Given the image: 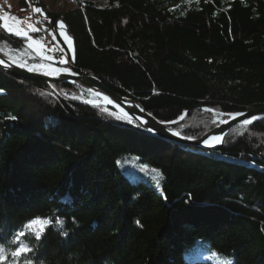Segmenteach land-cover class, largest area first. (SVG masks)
Returning <instances> with one entry per match:
<instances>
[{"label": "trees", "instance_id": "trees-1", "mask_svg": "<svg viewBox=\"0 0 264 264\" xmlns=\"http://www.w3.org/2000/svg\"><path fill=\"white\" fill-rule=\"evenodd\" d=\"M38 5L71 68L160 121L192 109L172 127L185 136L223 119L198 106L264 107V0H75L62 14ZM25 40L0 18L3 53ZM97 100L0 68V264H264V118L202 149ZM36 217L52 224L17 241ZM21 243L31 251L13 256Z\"/></svg>", "mask_w": 264, "mask_h": 264}, {"label": "water", "instance_id": "water-1", "mask_svg": "<svg viewBox=\"0 0 264 264\" xmlns=\"http://www.w3.org/2000/svg\"><path fill=\"white\" fill-rule=\"evenodd\" d=\"M0 68L7 73L22 80H37L48 83H71L98 97V103L110 106L121 114L136 122L149 133L165 138L176 143H182L191 147L202 149L215 148L222 144L225 135L237 125L248 124L255 120L264 118V107L258 109H247L234 113H224L207 106H198L196 109L211 112L223 117L217 126L198 138L183 135L172 127L179 124L192 111H186L178 119L173 121H160L137 100L118 94L108 88L100 78L85 71L76 72L73 68L57 64H41L40 66H27L12 59L0 50ZM109 99L110 103H105ZM212 137H220L218 142L206 145L204 141Z\"/></svg>", "mask_w": 264, "mask_h": 264}, {"label": "rangeland", "instance_id": "rangeland-1", "mask_svg": "<svg viewBox=\"0 0 264 264\" xmlns=\"http://www.w3.org/2000/svg\"><path fill=\"white\" fill-rule=\"evenodd\" d=\"M38 1H41L45 4L46 10L59 14H62L64 11H67L70 8H73L75 5V0H23L22 3L20 0H0V18L3 27L15 36L25 38L27 45V48L23 50L8 51L6 55L27 66L36 67L40 66L41 64H51L52 62H58L57 58H55V54L57 52L56 47L57 44L61 45V40L59 41L58 39H55L53 35H51L52 40L55 43H51V46H48V42L44 36L48 27L46 26L47 24L44 25V23H42L39 19L40 16L38 13L42 12V10L38 5ZM88 1L97 2L99 4L104 3V0ZM37 9L40 11L37 12ZM5 24H7L8 27H5ZM9 28L12 30L10 31ZM35 32H39V34ZM58 33L60 34L61 39L64 41V44L66 43L67 47L70 48L71 44L68 40L65 30L62 27H59ZM36 55L43 60L41 62L36 61ZM62 60V64L66 63V58H63ZM35 61L38 63H35Z\"/></svg>", "mask_w": 264, "mask_h": 264}, {"label": "snow or ice", "instance_id": "snow-or-ice-1", "mask_svg": "<svg viewBox=\"0 0 264 264\" xmlns=\"http://www.w3.org/2000/svg\"><path fill=\"white\" fill-rule=\"evenodd\" d=\"M36 11L39 12L40 10L37 9ZM5 27H8V25L5 24ZM9 30L11 31L12 29L9 28ZM219 140L220 137H212L211 140L206 139L204 143L206 145H211L213 142H218ZM55 223L56 225L62 227L64 222L63 220L57 218ZM50 224H52V220L50 218H46V217L33 218L23 226V229L19 233H17V241H19V237L24 236L26 233H31L36 237V239H39ZM30 251L31 249L27 245L21 243L20 246L12 253V255L19 257L27 254ZM6 259H7L6 250L3 247H0V260H6ZM27 264H31V261H28ZM225 264H231V261H226Z\"/></svg>", "mask_w": 264, "mask_h": 264}, {"label": "bare ground", "instance_id": "bare-ground-1", "mask_svg": "<svg viewBox=\"0 0 264 264\" xmlns=\"http://www.w3.org/2000/svg\"><path fill=\"white\" fill-rule=\"evenodd\" d=\"M53 37H55L54 35H53ZM55 39H57L56 37H55ZM44 41H45V39H44ZM48 41H49V39H48ZM56 54H57V64L58 65H61V66H66V67H69V66H71L70 64H71V62L68 60L69 59V57H68V53H67V50L62 46V45H60L59 47H57V52H56ZM59 55V56H58ZM63 58H66V63H61L63 60ZM70 68V67H69ZM99 99V98H98ZM100 100V99H99ZM104 102L107 104V103H110V100L109 99H104Z\"/></svg>", "mask_w": 264, "mask_h": 264}, {"label": "built area", "instance_id": "built-area-1", "mask_svg": "<svg viewBox=\"0 0 264 264\" xmlns=\"http://www.w3.org/2000/svg\"><path fill=\"white\" fill-rule=\"evenodd\" d=\"M31 7H32V6H31ZM50 32H51V30H50L49 28H47L46 31H45L46 34L44 35L46 41L48 42V46H51V43H55V42L52 40V37H51V33H50ZM48 39H49V41H48ZM59 46H60V45L57 44V47H59ZM57 47H56V48H57ZM55 56H56L55 58H57V54H55ZM58 56H59V55H58ZM69 67H70V66H69Z\"/></svg>", "mask_w": 264, "mask_h": 264}]
</instances>
